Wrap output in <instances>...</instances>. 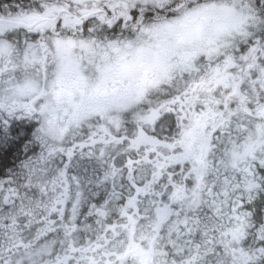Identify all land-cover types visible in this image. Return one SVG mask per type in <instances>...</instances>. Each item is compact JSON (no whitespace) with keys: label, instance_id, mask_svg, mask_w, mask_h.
I'll return each mask as SVG.
<instances>
[{"label":"snow or ice","instance_id":"6c2138e0","mask_svg":"<svg viewBox=\"0 0 264 264\" xmlns=\"http://www.w3.org/2000/svg\"><path fill=\"white\" fill-rule=\"evenodd\" d=\"M0 264H264V0H0Z\"/></svg>","mask_w":264,"mask_h":264}]
</instances>
